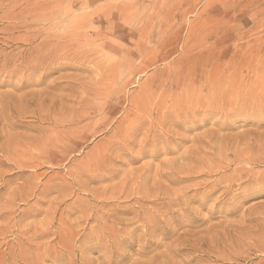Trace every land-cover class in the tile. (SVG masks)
<instances>
[{"label":"rangeland","instance_id":"374dc122","mask_svg":"<svg viewBox=\"0 0 264 264\" xmlns=\"http://www.w3.org/2000/svg\"><path fill=\"white\" fill-rule=\"evenodd\" d=\"M108 1L51 0L27 86L0 19V264H264V0Z\"/></svg>","mask_w":264,"mask_h":264},{"label":"bare ground","instance_id":"6f19581e","mask_svg":"<svg viewBox=\"0 0 264 264\" xmlns=\"http://www.w3.org/2000/svg\"><path fill=\"white\" fill-rule=\"evenodd\" d=\"M3 1V0H2ZM1 1V2H2ZM5 1V0H4ZM3 1V2H4ZM8 1V0H7ZM11 1V0H10ZM16 1V0H15ZM14 1V2H15ZM22 1V0H21ZM20 1V2H21ZM29 1H31V0H24L23 2H24V4L23 5H21V6H18V7H20V9L18 10V11H16L15 12V10H14V12H12V11H10L11 9H14V7H16L17 5H15L14 7H12V8H10V9H5L4 11L6 12V13H4V15H6V14H8V15H6L5 17H9L10 19H11V21H9V23H8V25H7V27H6V29L5 30H7V31H11V30H16V29H18L19 27L20 28H22L23 29V31L26 33L25 34V36L22 38V33L20 34L21 35V40L22 41H31L32 42V40H36L37 39V37L38 36H40L41 34H44V36L42 37V39H40V41H38L39 42V44L37 45L35 42V44H36V49H38V48H42L43 49V51H41L40 53L38 52V54L36 53L37 52V50L36 51H34L36 54L33 56V51L32 50H27L26 52H20L19 51V53H17V54H14V55H12L11 54V56L10 55H8V56H10L11 58H9L8 57V59H11V60H9L12 64H13V71L11 72V71H9V73L11 72V73H13V72H15V71H20V72H22V73H25V72H27L28 70L31 72V74H32V72H34L36 69H37V67H39L40 65H42V67L41 68H43V71H44V73L42 74V76H40V77H38V79H35V80H33L32 79V77L31 76H28V74L26 75V76H28V77H26L25 78V85L27 86V85H29L30 83H32L33 81H40L41 79V77H46L47 76V74L49 73V69L50 68H52V66L54 65V64H57V63H59L61 60H63V58H66L67 57V53H60L59 51H57V50H49V48H50V46L53 44V40L52 41H50V42H43L46 38H50L51 36H48V33H49V31H50V29H51V24H50V21L49 20H51V19H49V15H48V13H49V11H50V9L52 8V4L53 3H51V0H42V2L40 3V5L38 6V3H37V1L35 0L34 1V5H36L37 7H34L33 6V2H29ZM108 1V0H107ZM114 1V0H113ZM2 2V3H3ZM17 2V1H16ZM16 2L15 3H13V4H16ZM23 2H21V4L23 3ZM62 2V1H61ZM109 3H110V0L108 1ZM107 2V3H108ZM5 3V2H4ZM11 3V2H10ZM9 3V4H10ZM18 3V2H17ZM101 3H103V1L101 2ZM106 2L104 1V3L103 4H105ZM111 3H113V2H111ZM110 3V4H111ZM120 3V2H119ZM119 3L118 4H115V5H117L118 6V8H119ZM62 4V3H61ZM114 4V3H113ZM2 5L3 4H1V9H2ZM5 5V4H4ZM19 5H20V3H19ZM71 5V4H70ZM120 5H122L121 3H120ZM33 6V7H32ZM60 6V5H59ZM65 6V5H64ZM104 6V5H103ZM106 6V5H105ZM110 6H112V5H110ZM114 6V5H113ZM112 6V7H113ZM8 7H9V5H8ZM109 7V6H108ZM122 7V6H121ZM65 8V7H64ZM117 8V9H118ZM123 8V7H122ZM16 9V8H15ZM36 9H40V12H35V10ZM105 9V8H104ZM103 9V10H104ZM108 9V8H107ZM109 9H110V7H109ZM120 9V8H119ZM8 10V11H7ZM53 10V9H52ZM61 10V9H60ZM66 10V9H65ZM103 10H102V13H103ZM111 10V9H110ZM2 11V10H1ZM62 11V10H61ZM69 11V10H68ZM67 11V12H68ZM116 11V10H115ZM123 11V10H122ZM8 12V13H7ZM52 12V11H51ZM59 12V11H58ZM65 12V11H64ZM63 12V13H64ZM2 12H0V14H1ZM51 14V13H50ZM59 14H61V13H59ZM94 14H95V12H94ZM104 14V13H103ZM4 15H3V17H1L2 18V20H3V18H4ZM55 15V14H54ZM53 15V16H54ZM100 15H102V14H100ZM99 15V16H100ZM105 15V14H104ZM2 16V15H1ZM51 16V15H50ZM52 16V17H53ZM103 16V15H102ZM107 16V15H106ZM104 17V16H103ZM102 17V18H103ZM0 18V19H1ZM51 18V17H50ZM54 18H56L57 19V17L55 16ZM53 18V19H54ZM62 18V17H61ZM77 18V17H76ZM101 18V19H102ZM9 19V20H10ZM4 20H5V18H4ZM3 20V21H4ZM6 20H7V18H6ZM107 20H108V18H107ZM47 21V26L45 25V22ZM49 21V22H48ZM2 22V21H1ZM76 22V21H75ZM6 23V22H5ZM39 23H41V28L40 29H37L38 27H37V25L39 24ZM78 23V22H77ZM76 23V24H77ZM56 24H59L60 26L58 27V28H61V29H63V27L65 26V25H62V24H64V21L63 20H61V21H59V22H57ZM112 25V24H111ZM110 25V26H111ZM39 26V25H38ZM55 26V25H54ZM3 27L5 28V26H4V23H3ZM77 28H78V26H76ZM76 27H74V28H76ZM2 29V28H1ZM1 29H0V31H1ZM37 29V30H36ZM4 30V31H5ZM17 31V30H16ZM20 31V30H19ZM14 32V31H13ZM21 32H22V30H21ZM17 33V32H16ZM80 33V32H79ZM1 34H3L2 33V31H1ZM6 34H8V33H6ZM24 34V33H23ZM10 35V34H9ZM14 35V34H13ZM17 35H18V33H17ZM77 36V35H76ZM1 37H3V36H1ZM6 37H7V35H6ZM8 37H10V36H8ZM53 38V37H52ZM51 38V39H52ZM59 38H61V36H57L56 35V41L59 39ZM11 39V38H10ZM18 39H19V37H18ZM60 42H61V40H59ZM7 42V41H6ZM19 42H21V41H19ZM64 42V41H63ZM62 42V43H63ZM8 43V42H7ZM16 43H18V42H16ZM12 44V43H11ZM29 44H31V43H29ZM62 46H63V44H62ZM33 47H35L34 45H33ZM18 49V48H17ZM25 49H27V48H25ZM31 49H33L32 47H31ZM4 50V49H3ZM24 50V49H23ZM34 50V49H33ZM38 51H40V50H38ZM12 53V52H11ZM16 53V52H15ZM9 54H10V52H9ZM3 58H5L6 56H7V54L5 55V54H3V55H1ZM7 60V59H6ZM16 61H19V63L20 64H25L26 65V67H28V65L29 64H31V68L30 69H27V70H24L23 68H21V66H19L18 64L16 65L15 64V62ZM8 62V61H7ZM10 62H8L9 64H11ZM6 63V62H5ZM7 64V63H6ZM8 64V65H9ZM1 66H3L2 64H1ZM57 67H59V68H61V66H57ZM0 69H1V67H0ZM3 71H5V68H4V70ZM28 71V72H29ZM29 72V73H30ZM187 72V71H186ZM2 73V72H1ZM4 73V72H3ZM9 73H7V71H6V76H7V74H9ZM10 73V74H11ZM19 73V72H18ZM15 74V73H14ZM4 76V75H3ZM17 76V75H16ZM19 76H20V74H19ZM12 77V76H11ZM10 77V78H11ZM7 78H8V76H7ZM16 78V77H15ZM4 79V78H3ZM12 79H13V77H12ZM17 79V78H16ZM6 81H8V80H6ZM12 81V80H11ZM16 81V80H15ZM19 81V80H18ZM17 82V81H16ZM15 82V84H14V86L17 84ZM2 83H3V81H2ZM39 83V82H38ZM37 83V84H38ZM104 83V82H103ZM6 84H7V82H6ZM23 84V83H22ZM40 84V83H39ZM44 84H45V88L47 89V88H49V86H50V84L49 83H47V82H45L44 81ZM0 85H2V84H0ZM10 85V84H9ZM12 85V84H11ZM35 85V84H34ZM21 87V86H20ZM24 87V86H23ZM27 91V90H26ZM25 91V92H26ZM11 92V91H10ZM24 92V91H23ZM23 93V95L25 96V97H27V95H33V97L34 96H38V95H41V93H39L38 94V91L36 92V91H30V90H28L27 91V93ZM5 94V93H4ZM11 94H7L6 96H2L1 95V98H2V100H1V105H4L3 103H5V100H7V99H11V97H13V96H10ZM22 95V94H21ZM17 96V99L19 100V101H21L22 100V97L21 96H18V95H16ZM136 100V99H135ZM138 100V99H137ZM133 101V100H132ZM136 102V104H137V101H135ZM134 102V103H135ZM7 103V102H6ZM5 103V104H6ZM140 103V102H139ZM140 107H142V105H140V104H138ZM143 106H145V105H143ZM2 107V106H1ZM4 108H6V106L4 105L3 106ZM3 107H2V109H3ZM8 107V106H7ZM142 109V108H141ZM4 110V109H3ZM1 113H2V111H0ZM5 112V111H4ZM187 114V113H186ZM184 115H185V113H184ZM7 118H5V120H6ZM2 120H0V122H1ZM8 121V120H7ZM5 122V121H4ZM9 122H6V123H4L3 125H7ZM2 125V124H1ZM6 125H5V127H6ZM4 126H2V128H3ZM8 127V126H7ZM118 131V130H117ZM0 132H1V130H0ZM127 132V131H126ZM2 133H4V131L2 132ZM12 133V132H11ZM115 133H117V132H115ZM120 133V132H119ZM119 133H118V135H119ZM125 133V132H124ZM129 133V132H128ZM9 133H7V135H8ZM46 134V133H45ZM48 134V133H47ZM2 135V134H1ZM13 135H15V134H13ZM121 135H122V131H121ZM130 135V134H129ZM8 136H11V134L10 135H8ZM120 136V135H119ZM25 137V136H24ZM40 137V136H39ZM47 137H48V135H47ZM0 138H3V137H0ZM4 138H7V137H4ZM9 138V137H8ZM42 138V137H41ZM117 138H119L118 136H117ZM15 139V138H14ZM18 139L19 138H17V140L16 141H18ZM22 139V138H21ZM28 139V138H27ZM44 139V138H43ZM120 139V138H119ZM9 140H10V138H9ZM29 140V139H28ZM48 140V139H47ZM115 140V139H114ZM21 141V140H20ZM20 141H18V142H20ZM22 141H26L25 139H23ZM39 141V140H38ZM121 141V140H120ZM12 142H15V141H11L10 143L11 144H9V145H11V147H10V149H12V146L14 145V144H12ZM24 142H21V143H23L24 144ZM168 142V141H167ZM9 143V142H8ZM16 143V142H15ZM30 143V142H29ZM28 143V144H29ZM38 143V142H37ZM58 143V142H57ZM109 143V142H108ZM107 143V144H108ZM2 144H5L4 142L2 143ZM27 144V145H28ZM31 145H32V143H30ZM43 144V146H48V144L47 145H44V143H42ZM46 144V143H45ZM111 144H112V142H111ZM110 143H109V145H111ZM164 144V143H163ZM6 145V144H5ZM8 145V146H9ZM16 145V144H15ZM14 145V146H15ZM27 145H25V147L27 146ZM30 145V146H31ZM1 146V145H0ZM3 146V145H2ZM13 146V147H14ZM17 146H18V144H17ZM19 146H21L20 144H19ZM18 146V147H19ZM122 146V145H121ZM125 146V145H124ZM142 146V145H141ZM32 148L34 147L33 145L31 146ZM38 147V146H37ZM108 147V146H107ZM115 147H116V144H115ZM2 148V147H1ZM36 148V147H35ZM35 148H33V149H35ZM39 148V147H38ZM37 148V149H38ZM44 148V147H43ZM43 148H42V146H40V149H42L43 150ZM129 148V147H128ZM9 149V148H8ZM2 150V149H1ZM15 152H13V153H16V150H17V148L15 149H13ZM41 150V151H42ZM106 150V149H105ZM7 151V150H6ZM29 151V150H28ZM32 151V150H31ZM44 151V150H43ZM30 152V151H29ZM40 151H36L35 153H39ZM102 152V151H101ZM106 152V151H105ZM112 152H114V151H112ZM118 152V151H117ZM119 152H120V150H119ZM4 153H5V151H4ZM13 153H9V154H13ZM28 153V152H27ZM33 153V152H32ZM32 153H29V154H32ZM40 153H42V152H40ZM110 153V152H109ZM114 153H116V152H114ZM113 153V154H114ZM2 154V153H1ZM7 154H8V152H7ZM105 154V153H104ZM119 154V153H118ZM118 154H116L117 155V157L116 158H118ZM121 154H123V153H121L120 152V155ZM20 155H22L21 153H20ZM19 155V156H20ZM35 155V154H34ZM37 155V154H36ZM108 155V154H107ZM107 155H105L106 156V158L108 157ZM109 155H111L112 156V154H109ZM115 155V156H116ZM119 155V157H121ZM15 156H17V154H15ZM103 156V155H102ZM114 156V157H115ZM8 157V156H7ZM21 157V156H20ZM23 157H25L24 155H23ZM23 157H22V159H23ZM28 157H30V155H28ZM27 157V158H28ZM32 157H34V156H32ZM31 157V159H33ZM44 157H46L45 155H44ZM43 157V158H44ZM110 157V156H109ZM239 157V156H238ZM3 158V157H2ZM11 158V157H10ZM40 158H41V155H40ZM102 158V157H101ZM105 157L103 156V161L105 160L104 159ZM110 158H113V157H110ZM110 158H107V160L108 161H110L109 159ZM130 158V157H129ZM15 159V158H14ZM115 159V158H114ZM8 160V159H7ZM25 160H27L26 159V157H25ZM25 160H20V161H23V162H26ZM34 160V159H33ZM33 160H31V163H32V161ZM36 160V159H35ZM45 160V159H44ZM57 160V159H56ZM116 160H118V159H116ZM3 161V160H2ZM15 161H16V159H15ZM28 161H29V159H28ZM102 161V162H103ZM1 162V161H0ZM11 162V161H10ZM10 162H9V160H8V162L7 163H9L10 164ZM40 162V161H39ZM39 162H38V164H39ZM42 162V161H41ZM45 162V161H44ZM12 163V162H11ZM20 163H22V162H20ZM31 163H28L29 165L31 164ZM37 163V162H36ZM35 163V164H36ZM103 163H105V161L103 162ZM112 163H114V161H112ZM111 163V164H112ZM27 164V165H28ZM108 164V166H110V163L108 162L107 163ZM37 165V164H36ZM89 165V164H88ZM92 165V164H91ZM90 165V166H91ZM100 165H102L101 163H100ZM115 165V164H114ZM113 165V166H114ZM15 166V165H14ZM83 166V165H82ZM98 167L99 166V162H98V164L96 165L95 164V167ZM105 166H106V164H105ZM105 166H103V170H104V167ZM113 166H110V167H113ZM35 167V166H34ZM79 167H81V166H79ZM94 167V168H95ZM96 167V168H97ZM95 168V169H96ZM106 168H108V167H106ZM18 169H20V168H18ZM95 169H93V171L95 170ZM97 169H99V168H97ZM96 169V170H97ZM101 169V168H100ZM175 169V168H174ZM110 170V169H109ZM180 170V169H179ZM194 170V169H193ZM80 171H81V169H80ZM79 172V171H78ZM105 172H106V170H105ZM178 172V171H177ZM185 173V172H184ZM179 174V173H178ZM189 174V173H188ZM171 175V174H170ZM180 175H182V174H180ZM173 176H177V175H173ZM191 176V175H190ZM174 179L173 180H175V178L176 177H173ZM32 179V178H31ZM178 179V178H177ZM181 179V178H180ZM172 180V179H171ZM1 181H2V179H1ZM30 181V180H29ZM179 181V180H178ZM33 182H34V180H33ZM36 184V183H35ZM38 185V184H37ZM45 185V184H44ZM5 187V186H4ZM37 187V186H36ZM33 188V187H32ZM38 188V187H37ZM34 190H35V188H33ZM20 191H21V189H19ZM32 190V189H31ZM37 190V189H36ZM23 191V190H22ZM30 191V190H29ZM210 191V190H209ZM27 192H28V190H27ZM92 192V191H91ZM21 193V192H20ZM24 193V192H23ZM10 194V193H9ZM8 194V195H9ZM27 194V193H26ZM31 194V193H30ZM96 194V193H95ZM16 195H18V193L16 194ZM29 195V194H28ZM94 195V194H93ZM126 196V195H125ZM125 196H124V198H125ZM7 197V196H6ZM11 198V197H10ZM27 198V197H26ZM127 198V197H126ZM204 198V197H203ZM176 199H178V198H176ZM184 199V198H183ZM188 199V198H187ZM22 200H24V199H22ZM186 200V199H185ZM21 201V200H20ZM16 202V201H15ZM23 202V201H22ZM25 202V201H24ZM28 203V202H27ZM6 206V205H5ZM8 206V205H7ZM12 206V205H11ZM1 207H2V205H1ZM3 207H4V205H3ZM9 207H10V205H9ZM8 207V208H9ZM13 207V206H12ZM4 208H7V207H4ZM17 209V208H16ZM5 210V209H4ZM3 210V211H4ZM13 211V210H12ZM8 212V211H7ZM10 212V211H9ZM15 212H16V210H15ZM0 213H1V211H0ZM10 216H11V214H10ZM14 216V215H13ZM13 216H12V219L14 220V218H13ZM105 217V216H104ZM3 218V217H2ZM5 218H7V217H5ZM8 218H9V215H8ZM107 218V217H106ZM11 219V218H10ZM9 219V220H10ZM62 220V219H61ZM108 220V219H107ZM128 221H130V220H128ZM6 222V221H5ZM8 222V224H9V221H7ZM14 222V221H13ZM48 222V221H47ZM120 222H121V220H120ZM46 223V222H45ZM44 223V224H45ZM64 223H66V222H64ZM127 223V222H126ZM142 223V222H141ZM144 223V222H143ZM10 224H12L11 222H10ZM10 224H9V226H10ZM38 224V223H37ZM46 224H48V223H46ZM46 224H45V226H46ZM29 225V224H28ZM61 225H63L62 223H61ZM67 225H69V224H67ZM118 225V224H117ZM120 225V224H119ZM122 225V224H121ZM126 225V224H125ZM6 226V225H5ZM8 226V225H7ZM27 226V225H26ZM32 226V225H31ZM30 225H29V227H31ZM143 226V225H142ZM4 227V226H3ZM28 227V226H27ZM34 227V226H33ZM64 227V226H63ZM70 227V226H69ZM144 227H145V225H144ZM43 228V227H42ZM48 228V227H47ZM60 228H62V227H60ZM59 228V229H60ZM72 228V227H71ZM106 228V227H105ZM25 229V228H24ZM29 229H31V228H29ZM40 229V228H39ZM44 229V228H43ZM43 229H41V230H43ZM73 229V228H72ZM22 230V229H21ZM45 230V229H44ZM58 230V229H57ZM27 231V230H26ZM45 231H47V230H45ZM44 231V232H45ZM63 231V230H62ZM38 232H39V230H38ZM121 232V231H120ZM19 233V232H18ZM34 233V232H33ZM41 233V232H40ZM62 233V232H61ZM76 233V232H75ZM129 233V232H128ZM35 234V233H34ZM34 234H32V236L34 235ZM44 234V233H43ZM51 234V233H50ZM36 235V234H35ZM79 235V234H78ZM31 236V237H32ZM39 236H40V234H39ZM38 236V237H39ZM42 236V235H41ZM33 237H35L36 238V236H33ZM72 237V236H71ZM75 237V236H74ZM20 238V237H19ZM49 238V237H48ZM55 238V237H54ZM57 238V237H56ZM55 238V239H56ZM29 239V238H28ZM33 240V239H32ZM52 240H53V237H52ZM98 240V239H97ZM19 241H21V240H19ZM31 241V240H30ZM49 241V240H48ZM50 241H51V239H50ZM56 241V240H55ZM69 241H71V239L69 240ZM23 241H21V243H22ZM34 242V241H33ZM43 242H44V240H43ZM52 242V241H51ZM50 242V243H51ZM73 242H74V240H73ZM57 243V242H56ZM33 244H35V243H33ZM58 244V243H57ZM64 244V243H63ZM67 244V243H66ZM65 244V245H66ZM85 244V243H84ZM10 246V245H9ZM14 246V245H13ZM27 246V245H26ZM55 246V245H54ZM59 246L60 245H58V247H56L57 249L59 248ZM11 247V246H10ZM15 247V246H14ZM66 248H67V246H65ZM72 247H73V245H72ZM77 247V246H76ZM80 246H78V248H79ZM84 247V246H83ZM19 248V247H18ZM22 248V247H21ZM26 248V247H25ZM62 248V247H61ZM74 248V247H73ZM82 248V247H81ZM81 248H79V250L81 249ZM87 248H88V246H87ZM13 249V248H12ZM45 249V248H44ZM75 249V248H74ZM11 250V249H10ZM16 250V249H15ZM14 249L12 250V251H15ZM47 250H49V248H47ZM53 250H55V249H53ZM52 250V251H53ZM61 250V249H60ZM1 251V250H0ZM17 251V250H16ZM20 251V250H19ZM34 251H35V249H34ZM46 251V250H45ZM51 251V252H52ZM82 252H83V250H81ZM85 251V250H84ZM3 252V251H2ZM5 252H7V251H5ZM18 252V251H17ZM30 252V251H29ZM43 252V251H42ZM47 252V251H46ZM46 252H44L45 253V256H46ZM59 252V251H58ZM71 252H73L72 250L70 251V253ZM82 252H80V253H82ZM1 253V252H0ZM16 253V252H15ZM28 253V252H27ZM54 253H55V255H56V252L54 251ZM60 253V252H59ZM7 254V253H6ZM10 254V253H9ZM8 254V255H9ZM14 254V253H13ZM12 254V255H13ZM20 254V253H19ZM26 254V253H25ZM52 254H53V252H52ZM7 255V256H8ZM48 255V254H47ZM54 255V254H53ZM58 255V254H57ZM56 255V256H57ZM60 255H61V253H60ZM175 255V254H174ZM6 256V255H5ZM4 255H3V257H5ZM9 256H11V255H9ZM14 256H16V255H14ZM34 256V255H33ZM50 256H51V253H50ZM11 257H13V256H11ZM11 257H10V261H12L11 260ZM73 257V256H72ZM71 257V258H72ZM9 258V257H8ZM8 258H5L6 260L8 259ZM4 259V260H5ZM51 259H52V257H51ZM54 259V258H53ZM60 259H61V257H60ZM67 259V258H66ZM70 259V258H69ZM73 259V258H72ZM76 259V258H75ZM5 260V261H6ZM19 260V259H18ZM84 260V259H83ZM35 261V260H34ZM43 261H44V259H43ZM56 261H57V259H56ZM63 261V260H62ZM151 261V260H150ZM8 262H9V260H8ZM15 262H17V261H15ZM15 262H13V264L15 263ZM18 262H20V261H18ZM38 262V261H37ZM80 262H82V260L80 261ZM85 262V261H84ZM85 263H87V262H85ZM150 263V262H149ZM25 264V263H24ZM32 264V263H31ZM33 264H35V262L33 263ZM81 264V263H80ZM142 264V263H141Z\"/></svg>","mask_w":264,"mask_h":264}]
</instances>
